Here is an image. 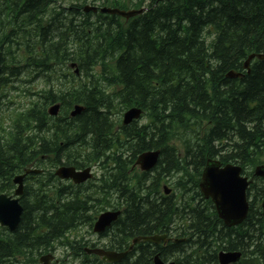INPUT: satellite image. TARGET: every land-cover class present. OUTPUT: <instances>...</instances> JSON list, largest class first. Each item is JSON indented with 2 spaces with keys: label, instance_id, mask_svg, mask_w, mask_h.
Masks as SVG:
<instances>
[{
  "label": "trees",
  "instance_id": "obj_1",
  "mask_svg": "<svg viewBox=\"0 0 264 264\" xmlns=\"http://www.w3.org/2000/svg\"><path fill=\"white\" fill-rule=\"evenodd\" d=\"M65 1L1 5L0 108L22 74L48 89L0 126V193H13L15 176L30 165L45 170L25 180L18 227L0 228V264H39L57 248L89 264L80 250L92 244L69 236L92 231L107 207L122 210L101 236L110 250L156 234L186 239L140 243L119 264H152L156 254L175 264H218L220 250L242 252L238 264H264V180L250 186L249 213L233 228L199 191L209 160L239 165L249 177L264 163V59L244 70L251 54H264V0ZM88 4L147 11L126 21L85 13ZM231 71L243 76L229 78ZM56 102L62 115L52 118L47 108ZM76 104L84 111L72 118ZM133 106L141 120L122 127L115 115ZM156 150L152 172L132 169L140 154ZM60 165H96L100 176L64 185L53 173ZM169 179L175 191L165 197Z\"/></svg>",
  "mask_w": 264,
  "mask_h": 264
},
{
  "label": "water",
  "instance_id": "obj_2",
  "mask_svg": "<svg viewBox=\"0 0 264 264\" xmlns=\"http://www.w3.org/2000/svg\"><path fill=\"white\" fill-rule=\"evenodd\" d=\"M97 12V8H85V11ZM102 13H109L112 15H121L127 18L136 15L135 12H125L118 9L103 8L100 10ZM264 58V57H263ZM262 58V59H263ZM248 62L245 68L248 67ZM59 105L53 106L49 113L51 115H57ZM83 108L76 106L72 112V116H77L82 112ZM141 116V110L133 108L124 114L123 124L129 125L133 121L139 119ZM159 151H150L140 155L136 164L140 168L148 172L152 170L159 159ZM90 169H86L83 172H76L73 167H62L56 171V175L62 179H72L75 183L80 184L91 177L89 174ZM242 169L236 165H226L221 168V164L212 162L207 165L204 170L202 182L200 184L201 192L205 198H212L216 205V209L219 217L224 221L226 227H234L245 221L248 213V203L246 200V191L249 186V182L246 179L241 178L240 174ZM29 173V172H28ZM255 175L258 177H264V166L257 167ZM24 176H18L15 178L14 183L19 185L16 190V196L22 194V183ZM23 213V207L20 205L18 199L8 197L7 195H0V224L7 227L11 232L14 231L21 220ZM120 212H106L103 213L95 224L94 231L102 233L114 223L119 217ZM263 218H264V204H263ZM162 239L160 237H147L134 240V243L139 241L159 243ZM89 253H95L108 260L110 262H118L124 259L127 253L117 254L114 252H105L102 250H92ZM53 259L52 256H46L41 259L43 264H50ZM240 259L239 253L221 254L219 257L221 264L236 263ZM154 264H165L159 256L154 259ZM175 264V263H170Z\"/></svg>",
  "mask_w": 264,
  "mask_h": 264
},
{
  "label": "rangeland",
  "instance_id": "obj_3",
  "mask_svg": "<svg viewBox=\"0 0 264 264\" xmlns=\"http://www.w3.org/2000/svg\"><path fill=\"white\" fill-rule=\"evenodd\" d=\"M69 0L65 1L63 5H69ZM30 75L28 73H25L21 75L19 78L21 80H30ZM19 83L15 84L14 87L17 89H8L3 95H2V110L0 112L4 115V118L10 116L13 114L15 110H20L22 108H25L30 100L34 101L37 99V96H35V93L37 91L43 90L44 84L41 82H26V81H18ZM25 82V83H24ZM122 114H116L115 117L118 118L119 116L122 118ZM93 172L96 174V177H99L98 171L95 169ZM171 187V186H169ZM171 192L174 191V188L170 189ZM84 229V228H83ZM80 233H85L86 230H82ZM87 237L90 238V236L87 234ZM95 239V238H93ZM56 258H59V253H56Z\"/></svg>",
  "mask_w": 264,
  "mask_h": 264
},
{
  "label": "bare ground",
  "instance_id": "obj_4",
  "mask_svg": "<svg viewBox=\"0 0 264 264\" xmlns=\"http://www.w3.org/2000/svg\"><path fill=\"white\" fill-rule=\"evenodd\" d=\"M7 2H9V0H6ZM131 12H135L136 13V15H134V16H131V17H129V18H127V17H125V16H121V15H117V14H115V15H112V16H118V17H121V18H123L124 20H126V21H129V20H131L133 17H138V16H140V15H142L143 13H142V11L138 8V9H136V8H132V10H131ZM100 14H103V15H106V14H104V13H100ZM5 22V21H4ZM4 33V32H3ZM3 33H0V35L1 34H3ZM6 34H7V31H6ZM13 41H14V38H10L9 39V41H8V44L10 45V44H13ZM264 57V54H251L249 57H248V59L246 60L249 64H251V62L252 61H254L255 59H259V60H261L262 58ZM5 61H7V58L5 59ZM248 72V71H247ZM249 73V72H248ZM243 76V74H241V73H236V72H234V71H231L229 74H228V77L229 78H239V77H242ZM25 83V82H24ZM26 110H28V109H26ZM113 116V118H114V115H112ZM134 122H132V123H130L129 125H131V124H133ZM116 146V145H115ZM114 146V147H115ZM141 155V154H140ZM139 155V156H140ZM150 172H152V170H150V171H148V172H144V173H150ZM203 173V172H202ZM175 191V190H174ZM174 191H172L171 192V190H169L168 191V193H169V195H171ZM67 192V191H66ZM164 192H165V190L163 191V196H164ZM58 201H56V203H57ZM260 208H261V210L263 211V205H262V203H261V205H260ZM105 246H107V244L105 245ZM81 252H82V255L80 256V259L81 260H84L85 259V256L87 255V257L88 258H90V254L85 250V248H84V250H83V248H81V250H80ZM133 252V251H132ZM132 252H130V253H132ZM130 253H128V254H130ZM86 254V255H85ZM127 254V255H128ZM126 255V256H127ZM88 258H87V260H88ZM125 259V258H124Z\"/></svg>",
  "mask_w": 264,
  "mask_h": 264
},
{
  "label": "flooded vegetation",
  "instance_id": "obj_5",
  "mask_svg": "<svg viewBox=\"0 0 264 264\" xmlns=\"http://www.w3.org/2000/svg\"><path fill=\"white\" fill-rule=\"evenodd\" d=\"M4 21H5V19H4V16H3V17L0 18V33H2L3 30H4V28H3Z\"/></svg>",
  "mask_w": 264,
  "mask_h": 264
}]
</instances>
